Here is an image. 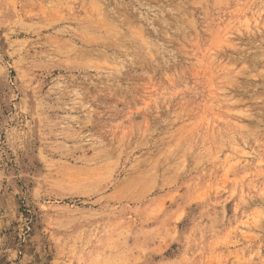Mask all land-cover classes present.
Segmentation results:
<instances>
[{
	"label": "rangeland",
	"instance_id": "obj_1",
	"mask_svg": "<svg viewBox=\"0 0 264 264\" xmlns=\"http://www.w3.org/2000/svg\"><path fill=\"white\" fill-rule=\"evenodd\" d=\"M0 264H264V0H0Z\"/></svg>",
	"mask_w": 264,
	"mask_h": 264
}]
</instances>
